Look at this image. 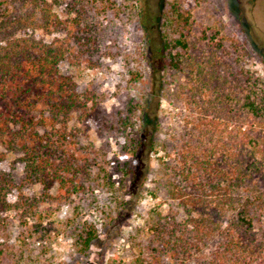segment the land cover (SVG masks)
<instances>
[{"label":"trees","instance_id":"trees-1","mask_svg":"<svg viewBox=\"0 0 264 264\" xmlns=\"http://www.w3.org/2000/svg\"><path fill=\"white\" fill-rule=\"evenodd\" d=\"M103 3L0 0V164L17 153L24 165L20 184L0 169V264H52L43 253L52 234L88 256L99 231L86 214L100 208L101 194L131 192L132 185L137 200L146 192L169 205L145 220L146 243L134 264L263 261L257 227L264 224L263 79L227 59L215 39L204 47L192 43L182 32L189 17L173 4L163 16L162 49L144 54L152 88L134 105V133L126 137L134 149L111 155L90 139L92 126L103 137L130 123L107 114L103 93L79 91L60 68L94 62L91 53L102 49L109 29L97 22ZM37 32L64 37L47 42ZM162 100L178 112L180 130L162 131ZM154 155L159 168L149 189ZM38 185L39 195L25 193ZM53 205L70 207L71 216L55 223L45 208ZM11 213L19 218L16 234Z\"/></svg>","mask_w":264,"mask_h":264},{"label":"rangeland","instance_id":"rangeland-1","mask_svg":"<svg viewBox=\"0 0 264 264\" xmlns=\"http://www.w3.org/2000/svg\"><path fill=\"white\" fill-rule=\"evenodd\" d=\"M103 1L105 3L98 21L90 16L91 20L97 21L103 28H109L102 49L98 53H91L94 62L63 63L60 68L64 75L74 79L79 91L94 87L103 93V108L107 114H114L116 117L120 113L117 119L120 117L130 123L125 132L117 128L118 131L105 133L103 137L98 136L96 126H92L90 139L97 147L105 145L111 155L118 152L131 155L134 149L126 141V137L132 138L134 133V105L152 88L150 67L144 54L150 56L162 49L166 24L163 16L167 13L171 15L173 4L189 17L190 29L188 27V30L182 32L192 43L202 41V47L213 39L215 43H222V53L228 54L227 59H238L245 70L254 72L256 77L263 79L258 88L264 91V0ZM111 3L116 4L113 6ZM56 10L62 17V8L58 6ZM36 35L47 42L64 37L59 33L53 37L41 32ZM170 36L175 39L180 33L171 30ZM175 77L173 78L179 81V76ZM177 113L166 100L160 102L162 131L167 128L180 130L182 122ZM21 157V154L9 153L7 160L0 164V169L11 173L18 184L24 173ZM158 157L152 156L151 172L148 173L149 189L159 168ZM130 189L131 192L120 188L117 193L101 194L100 208L86 214V219L93 221L99 231L98 240L88 256L78 255L69 239L52 234L49 239L44 240V259L52 264H134V259L146 243L145 220L151 217L152 212L160 211L165 214L169 205L166 200L152 197L146 192L137 200L134 198V185ZM40 192L39 185L25 189L28 196H36ZM118 198L120 201L125 199L127 204H120ZM49 207L48 213H51L50 218L55 223L72 214V209L67 206H45ZM6 217L16 234L19 224L17 214L11 213ZM257 227L259 239L264 246V224L257 222ZM257 264H264V260Z\"/></svg>","mask_w":264,"mask_h":264}]
</instances>
